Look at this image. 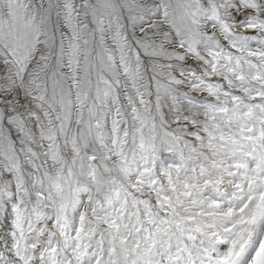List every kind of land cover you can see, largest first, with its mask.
<instances>
[{"label":"snow or ice","instance_id":"1","mask_svg":"<svg viewBox=\"0 0 264 264\" xmlns=\"http://www.w3.org/2000/svg\"><path fill=\"white\" fill-rule=\"evenodd\" d=\"M0 264H264V0H0Z\"/></svg>","mask_w":264,"mask_h":264}]
</instances>
